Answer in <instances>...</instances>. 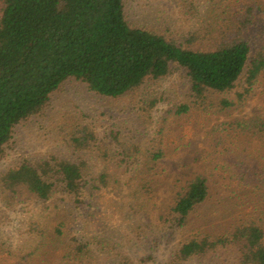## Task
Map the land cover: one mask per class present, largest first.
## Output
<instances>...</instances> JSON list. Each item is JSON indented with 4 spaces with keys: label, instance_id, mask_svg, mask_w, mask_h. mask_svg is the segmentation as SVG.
Masks as SVG:
<instances>
[{
    "label": "trees",
    "instance_id": "trees-1",
    "mask_svg": "<svg viewBox=\"0 0 264 264\" xmlns=\"http://www.w3.org/2000/svg\"><path fill=\"white\" fill-rule=\"evenodd\" d=\"M177 5L188 22L159 27L132 19L127 0H0V162L9 160L18 129L69 86L128 102L132 110L143 92L141 113L165 111L178 118L243 110L253 97L264 98V5L257 0ZM203 6L208 9L202 13ZM173 80L181 89L169 91ZM217 129L234 146L237 180L248 184V173L256 172L253 152L264 146V110ZM164 130L156 131L154 143H97L95 125L85 123L64 143L67 155L24 156L11 164L0 176V210L9 217L35 214L21 225L25 232L19 235L31 248L21 249L20 264L42 263L48 247L59 250L57 264H135L136 259L147 264L163 241L169 244L164 254L174 242L166 264H264V207L214 230L201 214L210 205L213 181L197 170L173 179L161 210L150 223L137 225L135 244L106 237L91 241L65 221L51 224L50 214L60 216L62 205L85 223L99 213L104 193L117 179L107 166L98 170L91 154L129 175L134 196L139 195L134 210L146 209L168 175ZM260 173L258 182L264 184ZM1 236L0 254L11 256L14 241ZM141 251L145 257L139 258Z\"/></svg>",
    "mask_w": 264,
    "mask_h": 264
},
{
    "label": "rangeland",
    "instance_id": "rangeland-1",
    "mask_svg": "<svg viewBox=\"0 0 264 264\" xmlns=\"http://www.w3.org/2000/svg\"><path fill=\"white\" fill-rule=\"evenodd\" d=\"M178 1L180 0H127V11L132 19L151 23L153 26L165 27L173 23H186L189 16L181 12L177 5ZM200 1L205 2V0ZM257 2L264 5V0H257ZM206 9L208 8L203 6L201 12H205ZM172 82L169 85V91L181 89L178 87V81L173 80ZM140 95L141 97L134 101L136 108L132 110L128 102H126L127 105L124 101L99 99L87 93L84 87L69 86L65 92L53 98L41 115L18 129L14 144L9 151V160L0 162V176L11 164L24 156L40 159L51 155H67L64 143H67L79 125L85 123L95 125L100 139L97 143H118V141L121 143H154L152 139L156 138V131L159 132L161 127H164L163 133L166 135L165 143L169 155L163 160V165L165 164L168 168V175L159 187L158 198L147 203L146 209L137 208L138 212L134 210L139 195L134 196L137 188L131 184L130 178L127 177L129 175H120L121 173L116 168L104 164L103 158L99 159L101 157L97 154H91L88 157L92 159V163L98 170L107 166L109 173L117 179V181L112 180V190L104 193L99 213L94 218L87 219L85 223L81 219H76L70 214V210L64 209L62 205L60 216L56 214V211L50 214L48 219L51 224L56 226L58 221H65L68 229H72L77 235L87 237L91 241H94L96 237H106L108 240L120 241L123 244L129 241L135 244L134 231L137 225H140V222L141 224L150 223V218L161 210L162 203L170 195L169 187L173 179L175 181L177 176L193 170L206 174L213 181L210 205L208 203L201 214L202 222L208 220L210 226L208 224L207 226L214 230L221 231L241 217L263 209L264 199L261 193H264V184L258 182L262 177L257 174L264 172V146L260 144L258 152L255 154L253 152L251 162L256 172L248 173L246 182L248 184H242L237 180L236 175L238 174L233 165L234 154L237 155L234 146L231 149V143H225L219 131L216 132V130H218L217 126L223 122H231L264 110V98L259 95L253 97L243 110L231 109L205 116L193 114L187 118H178L168 115L165 111L148 114V111L143 110L141 113L139 107L143 92ZM164 117L168 119V122L163 121ZM229 151L231 152L227 153ZM254 157L257 161H254ZM18 213L20 212L11 213L9 217L7 212L0 210L2 241L10 242L8 237H11L14 241L13 251L16 250L11 256H5L6 253L0 254V264H20L24 261L21 249H25V253L30 251L28 239L19 233L22 234L24 231L21 228L23 221L26 222L28 216L35 214L21 215ZM207 215L211 219L207 218ZM10 225H15V228ZM180 237L178 236L176 241ZM155 239L157 236L154 237ZM158 245L160 252L156 253L154 261L147 264L167 263L169 252L171 254L174 250V242L169 246L170 249L166 254H164V249L169 244L163 241ZM47 250L49 252L42 255L43 262L40 264H57L56 257L59 250H55L54 247H48ZM3 257H5L4 260ZM138 257H145L144 251H141ZM105 264H111V261L106 260ZM135 264L141 263L136 259Z\"/></svg>",
    "mask_w": 264,
    "mask_h": 264
}]
</instances>
